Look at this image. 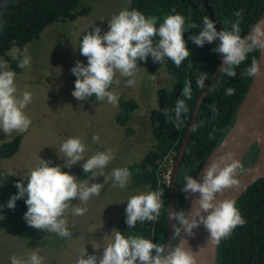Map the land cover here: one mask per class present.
<instances>
[{
  "label": "clouds",
  "instance_id": "9594fccd",
  "mask_svg": "<svg viewBox=\"0 0 264 264\" xmlns=\"http://www.w3.org/2000/svg\"><path fill=\"white\" fill-rule=\"evenodd\" d=\"M242 14V9L235 12L237 19L231 30L220 31H217L215 22L205 16L199 34L190 36L200 47L218 41L212 51L222 54L223 66L219 73L228 77L236 76L235 69L246 61L250 53H264V23H257L249 35L242 36L239 26ZM156 23V17H145L137 10L124 9L112 16L108 21V31L103 35L99 27L84 34L79 53L86 57L88 62L85 66L77 61L71 69L72 74L76 76L73 97L78 101H85L94 95L98 101L106 99L108 103L118 105L119 94L110 90L114 84L120 83L116 78L117 73L129 78L126 81L127 86H133L134 77L139 70L137 61L146 62L149 55L154 62L159 63L168 58L179 68L190 55L183 33L190 28H196L197 25L193 23L186 27L185 17L180 14L167 16L158 28ZM155 36L160 39L154 45ZM260 63V59L253 58L244 75L258 76L261 72ZM29 66L30 57L27 55L17 65L21 69ZM152 77L155 78L154 75ZM15 78L16 73L9 69L7 62L0 60V129L7 135L13 131L26 132L31 125L24 109L32 102V94L24 91L22 96L18 95ZM207 79L208 74L201 72L197 78V86L203 89ZM225 94L234 95L235 89L229 87ZM181 95L184 99L177 100L174 109L177 128L183 124L182 117L189 113L186 101L192 99L190 81L185 83ZM212 111L218 115L215 106ZM210 138L214 139V135L210 134ZM92 139L99 142L98 135H94ZM60 151L67 157L64 165L50 166V161L40 159L39 164L24 176L27 179L26 186L23 179L16 182L18 193L9 199L7 207L14 209L16 201L24 198L26 194L27 211L24 219L28 226L68 238L72 236V232L68 228L66 213L72 205L71 200L78 198L81 204L86 205L93 196H100L104 184L90 183L88 180L79 181L74 175L62 170L63 167L71 168L84 160L86 144L81 138L69 137L62 143ZM114 159L115 154L111 149L98 151L85 160L82 168L84 173H91V178L104 176V183L111 180L113 186H119L123 190L131 179L127 168H114L109 175L103 172ZM97 170H100L99 174ZM245 171L235 154L227 152L212 159L204 169L201 180L198 181L192 175L184 176V187L181 190L186 194V199L198 193V206L193 208L191 213L169 210L168 219L177 222L173 225L172 238L178 241L174 246L154 243L138 235L125 237L120 231L113 230L110 242L103 248L102 255L92 254L85 258L84 249L74 264H197L196 254L187 249V242L181 239L182 231L191 236L193 229L202 224L210 234L209 242L217 244L221 239L228 238L238 226L245 225L246 220L233 199H217L226 189L238 188L240 181L237 177ZM163 194L164 191H145L132 195L127 200L126 207L125 223L129 228H134L137 222L158 221L163 207ZM86 212V207L71 208V214L74 216H81ZM10 260L11 264H44L43 257L36 252H32L27 260L16 255L11 256Z\"/></svg>",
  "mask_w": 264,
  "mask_h": 264
},
{
  "label": "rangeland",
  "instance_id": "374dc122",
  "mask_svg": "<svg viewBox=\"0 0 264 264\" xmlns=\"http://www.w3.org/2000/svg\"><path fill=\"white\" fill-rule=\"evenodd\" d=\"M82 3L90 6L88 14L72 21L53 22L44 28L37 40L29 42L21 50L11 48L7 52L18 63L25 55L30 57L29 67H18V71H14L8 61L2 60L16 73L18 95L28 91L32 94V102L24 109L31 120L26 132L13 131L7 135L0 129V143L21 134L18 151L0 159V205L3 206L0 207V217L7 221V226L0 230V264H11L13 255L27 260L32 252L43 257L44 264H74L84 249L85 258L92 254L100 256L110 242L113 230L118 231L117 220L126 210L127 200L132 195L145 192L132 187L131 181L122 190L113 186L111 180L104 183V176L91 178L90 175L86 179H78L77 174L85 160L98 151L111 149L115 154V159L103 169L105 175L114 168H126L129 163L143 157L154 142V113L158 105L156 90L169 85L170 78L162 63L154 62L151 55L146 62L137 61L139 70L133 86H127L129 78L117 73L120 83L114 84L110 90L118 93L119 98L136 102L135 110L124 125L117 121L119 105L110 104L106 99L78 101L73 97L75 81L71 78V69L77 61L87 60L79 53L83 35L95 27L101 28L103 35L108 31V21L112 16L129 8V0H82ZM94 135L99 136V142L93 141ZM69 137L81 138L86 151L84 160L62 170L79 181L102 183L104 187L100 196H93L86 205L81 204L78 198L71 200L66 217L72 236L61 238L55 233L28 226L24 219L26 212L16 213L7 207V203L18 191L16 182L23 179L26 186L24 176L39 164L40 159L50 161V166L64 165L67 157L60 147ZM254 158L247 156L244 166L251 165ZM76 206L86 207L87 212L81 216L72 215L71 208ZM187 210L188 205L185 206Z\"/></svg>",
  "mask_w": 264,
  "mask_h": 264
},
{
  "label": "trees",
  "instance_id": "16d2710c",
  "mask_svg": "<svg viewBox=\"0 0 264 264\" xmlns=\"http://www.w3.org/2000/svg\"><path fill=\"white\" fill-rule=\"evenodd\" d=\"M241 9L243 10V18L239 25L241 35L247 36L264 13V0H129L128 10H137L145 17H156L157 28L167 16L175 14L185 17L186 27L193 23L197 27L183 33L190 55L181 66L177 68L168 58L163 61L162 65L170 79L169 85L161 86L156 90L158 105L154 113L153 145L145 151L139 161L131 162L126 166L131 173V185L135 189L164 191L160 217L156 222H137L134 228H129L125 223V210L117 220V229L125 237L138 235L154 243L165 244L171 190L173 191V211H185L188 198H185L186 194L181 190L184 187V176L187 174L196 178L209 154L219 145L233 125L252 80V77L244 75L245 70L250 66L253 58L259 57L260 52L250 53L246 61L235 69L236 76L228 77L219 73V69L223 66L222 54L212 51L218 41L212 44L206 43L200 47L190 39V36L199 34L205 16L215 22L217 31L231 30L232 24L237 19L235 12ZM89 11L90 6L83 4L82 0H0V24H2L0 60L8 61L10 67L18 71L17 59L7 55L11 48L21 50L29 42L37 40L49 24L72 21L88 14ZM159 39V36L153 37L154 45ZM87 62L86 60L82 63L86 66ZM201 72L208 74L203 89L197 86V78ZM71 78L76 80L73 74ZM189 81L192 87V99L186 101L189 113L182 117L183 124L177 128L174 120L175 105L177 100L184 99L181 92L185 83ZM229 87L235 89L234 95L225 94ZM202 91L203 94H201ZM89 99H96V97L93 95ZM197 99L199 101L193 127L171 184L170 175L173 164L189 127ZM246 99L247 95L245 101ZM118 105L120 110L117 121L124 125L130 118V113L135 110L136 102L133 99L119 98ZM213 106L217 109L218 115L213 113ZM170 116L172 119H169ZM194 128L195 131H193ZM210 134L214 135V139L210 138ZM255 139L264 146L259 137ZM20 143L21 134L1 142L0 159L14 155ZM257 153L258 147L256 143H252L248 150V158L256 157ZM241 163L244 166L245 158ZM167 173L169 179H166ZM77 175L78 179H86L91 173H84L82 168ZM17 193L18 191L14 195ZM26 198L25 194L24 198L16 201L14 212L27 211ZM235 203L246 224L238 226L228 238L221 239L217 243L215 264H264V177L251 183ZM176 223L173 220V225ZM6 226L7 221L0 217V230ZM174 242L173 239V244Z\"/></svg>",
  "mask_w": 264,
  "mask_h": 264
},
{
  "label": "bare ground",
  "instance_id": "6f19581e",
  "mask_svg": "<svg viewBox=\"0 0 264 264\" xmlns=\"http://www.w3.org/2000/svg\"><path fill=\"white\" fill-rule=\"evenodd\" d=\"M261 22L264 23V17ZM260 67L262 68V64H260ZM248 90V94H246L247 99L246 101L245 98L243 99L245 104L244 101L241 103L242 107L240 106L239 108L235 125L223 139L221 145L210 155L203 165L197 177L198 181L202 179L204 169L209 166L212 159L222 155V153L233 152L235 158L240 160L251 141H256L259 148V158L256 161V166L264 168V146L255 139L256 137H260L264 144V62L263 69H261L258 76L254 77ZM194 196L195 194H192L190 198H194ZM209 236V232L205 229L201 241V258L203 264H214L215 244L209 242Z\"/></svg>",
  "mask_w": 264,
  "mask_h": 264
},
{
  "label": "water",
  "instance_id": "95a60500",
  "mask_svg": "<svg viewBox=\"0 0 264 264\" xmlns=\"http://www.w3.org/2000/svg\"><path fill=\"white\" fill-rule=\"evenodd\" d=\"M263 17H264V13L261 16V18L256 22V24L261 22ZM253 27H252V29H253ZM252 29L250 30L248 35L251 33ZM258 59H260V62H261L260 64H262V68L261 69H263L264 53H259ZM253 79H254V77H252V80H251V83H250L248 89L250 88ZM248 89L246 91V94L248 92ZM201 94H203V91H202ZM246 94H245V96H246ZM245 96H244V98H245ZM198 101H199V99H197V101L195 103V106H194V109H193V114H192V117H191V120H190V123H189V127L187 129L186 135L183 138V142L181 143V145L179 147V150H178V153H177V157H176L175 162L173 164L172 172H171V175H170L171 184H172V182H173V180H174V178L176 176L177 169H178V166H179L180 156H181V154H182V152H183V150L185 148V145H186V142H187V139H188V135H189V133H190L192 127H193L195 114H196V110H197V106H198ZM240 106H241V104H240ZM238 113H239V110H238ZM238 113H237V117H238ZM237 117H236L233 125L231 126L230 130L235 125V123L237 121ZM230 130H229V132H230ZM226 135H225V137H226ZM221 142L219 143V145L221 144ZM252 143H256V141H251L249 143V145L247 146L246 150L244 151V153H243V155H242V157L240 159V162L242 161L243 158H245V160L247 159L248 150L250 149V146L252 145ZM256 145H257V143H256ZM257 147H258V145H257ZM213 151L209 154V156L205 160L204 164L206 163V161L208 160L210 155L213 153ZM258 158H259V148H258L257 156L254 158L252 164L251 165H245L246 171L244 173L240 174L237 177L239 179V181H240L239 187L238 188L226 189L222 194H219L217 196L218 200L233 199L234 201H236L240 197V195L249 187V185L251 183H253L258 178L264 177V168H259V167L256 166V161L258 160ZM202 167H201V169H202ZM201 169H200V171H201ZM200 171L198 172V174L196 176V179H197ZM198 196H199V194L196 193L194 198H190V196L188 197V199H187V201L185 203V206L188 205V210L186 212L191 213L192 209L198 206L197 203H196V200H197ZM169 210L173 211V191L172 190L170 192V207H169ZM204 215H207V213H204ZM204 230H205V227L201 224L199 227L193 229V235L189 236L186 232H183V231H182V234H181V239H183V240H185L187 242L185 244V247L187 249L191 250L194 254H196L197 264H203L202 263V258H201V241H202V237L204 235ZM172 234H173V220L168 219V227H167L166 241H165L166 245H173L174 246L175 244L178 243V241L176 240L174 242V244H173ZM216 245L217 244H215V249H214V264H215V260H216Z\"/></svg>",
  "mask_w": 264,
  "mask_h": 264
},
{
  "label": "built area",
  "instance_id": "2783aa9c",
  "mask_svg": "<svg viewBox=\"0 0 264 264\" xmlns=\"http://www.w3.org/2000/svg\"><path fill=\"white\" fill-rule=\"evenodd\" d=\"M169 174H170V171H169ZM167 177H168L167 179H169V175H167Z\"/></svg>",
  "mask_w": 264,
  "mask_h": 264
},
{
  "label": "crops",
  "instance_id": "0c3cea01",
  "mask_svg": "<svg viewBox=\"0 0 264 264\" xmlns=\"http://www.w3.org/2000/svg\"><path fill=\"white\" fill-rule=\"evenodd\" d=\"M251 139H253V138H251ZM250 141H251V140H250ZM250 141H249V142H250ZM218 152H219V151H218ZM222 154H223V153H222Z\"/></svg>",
  "mask_w": 264,
  "mask_h": 264
},
{
  "label": "flooded vegetation",
  "instance_id": "af4514ba",
  "mask_svg": "<svg viewBox=\"0 0 264 264\" xmlns=\"http://www.w3.org/2000/svg\"><path fill=\"white\" fill-rule=\"evenodd\" d=\"M245 167V166H244ZM176 241V239H174Z\"/></svg>",
  "mask_w": 264,
  "mask_h": 264
}]
</instances>
